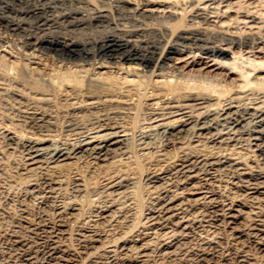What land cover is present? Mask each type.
I'll return each instance as SVG.
<instances>
[{
  "label": "bare ground",
  "instance_id": "obj_1",
  "mask_svg": "<svg viewBox=\"0 0 264 264\" xmlns=\"http://www.w3.org/2000/svg\"><path fill=\"white\" fill-rule=\"evenodd\" d=\"M255 1L238 0L236 9L254 23L263 9ZM223 3L233 11L234 0H0V77L22 86L10 94L24 105L20 121L32 130L24 135L8 126L2 137L24 157L21 174L47 170L26 188L43 193L41 206L63 185L48 170L85 162L95 174L135 153L179 154L173 164L145 171L141 181L158 188L157 196L131 238L119 235L111 250L97 246L105 234L91 216L77 226L75 247L66 246L64 227L79 202L62 199L53 217L30 218L23 210L28 236L4 235L17 250L13 264H264V75L230 83L231 72L223 73L232 47L240 51L236 59L246 49L254 58L264 53V27H218L210 14ZM139 105L149 112L135 123ZM59 119L73 142L52 139ZM123 172L102 177L107 183L98 191L106 199L93 216L100 222L114 198L137 185ZM81 182L70 188L75 198L88 192ZM224 185L241 192L225 196ZM186 218L190 225L182 228ZM201 229L214 236L222 230L226 251ZM152 235L154 247L152 238L143 243Z\"/></svg>",
  "mask_w": 264,
  "mask_h": 264
},
{
  "label": "rangeland",
  "instance_id": "obj_2",
  "mask_svg": "<svg viewBox=\"0 0 264 264\" xmlns=\"http://www.w3.org/2000/svg\"><path fill=\"white\" fill-rule=\"evenodd\" d=\"M234 1L235 4H234V8L232 9L233 11H229L230 9L229 7L226 6V3H223L219 7V9L222 10L221 12L210 14L211 20H213L215 24L218 25V27L225 28L227 27V25L238 26L239 29H241V31L243 32H249L252 30L257 31L258 29L260 28L262 29V27H264L263 0L255 1L254 3L251 4L252 6H257L258 4H261L259 5L258 8H263L260 11L262 15L261 14L259 15L260 17L259 19H257L256 23L251 22L252 19L248 18L246 15L239 14V11H237L236 9H237V5H239L240 2H238V0H234ZM208 4L209 3H206V5ZM216 5L217 4H212L211 7H214ZM177 10L180 11L181 9H177ZM236 20L239 21L236 22ZM248 50L249 49H246L243 52L242 59H236V57L239 56L240 54V51L237 47L234 48L232 47V52L227 53L226 59H224V61L228 63L229 69L223 71V73L226 72L227 74H229L231 72L229 79L230 83H244L249 79L254 78L258 74L264 75V53H261L259 57L254 58L253 56L247 53ZM41 58L43 62L44 61L50 62V60L47 59L48 57L46 58V56H41ZM212 63L213 61L210 62V64ZM255 65L257 66L256 68L254 67ZM259 69L261 71H259ZM9 82L10 81H8V79L3 78L2 76L0 77V134H1L0 135V261L3 264H13L12 262L15 259L14 254L17 252L15 248L11 246L7 247V244L4 242L6 241L4 240L5 234L11 233V231L12 233H17L26 236L30 234L26 232V230L20 227L21 224L19 220L23 216L24 209L28 211L27 213L29 214L30 218L33 217L35 218L36 216H38V214L45 215L46 217L49 216L53 217L54 216L53 206L57 203L61 204L60 202L63 200L70 201L73 199L74 200L77 199V201L79 202V205H77L79 210L75 212L76 216L74 217L70 216L69 219L67 220L68 222L67 225L64 227L67 228V234H65V238L63 239L62 243L65 244L66 246L69 245V247H75L74 245L77 244L76 242L77 238L80 237V235H78L77 226L81 224L82 220L86 219V221H88L87 219L91 218V216L92 218L89 219V221L91 220L90 224H94L96 228H98L100 231H102L103 234H105L101 238V242L96 244L97 246H102L103 244L104 245L106 244L108 245L107 248L111 250L114 248V246H111L112 243L116 241L114 238L118 237L119 235L121 236L126 235L128 236V238H131L132 237L131 234L135 235L138 227L141 224H143L142 221L147 220L144 218L145 215L147 214V209L153 205L154 198L157 196L158 188L155 187L152 188L149 186L147 187L141 181L145 174V171L146 170L148 171L151 168H160L164 166H169L171 165L169 163L173 164L174 161L178 158L179 154H177V152L174 153L173 151H171L163 155L164 157L163 156L159 157V155H155V154H147L145 156H141V155H136L135 153L129 161L124 160L121 163L122 165L121 164L119 166L116 165L115 168H113L112 170L109 169L107 171H104L106 169V167H104L102 169H99L95 174L91 173L90 171L91 167L85 162H79L77 164H74L70 168L64 171H60V173L59 171L55 172V170L53 171L48 170L50 174L52 172V174L55 173L56 175H58L59 178L63 180V185L59 187L57 191L54 192V194H51L52 197H49V199H47L48 203L46 206H41V204L39 203L43 199L42 198L43 193L39 192L35 194L32 192H28L26 188L30 179L38 178L44 172L47 173V170L43 168L37 169V171H35L34 174H31L32 176L21 174L22 172L21 168L23 165L24 157L22 156L21 152L18 149L14 150L9 148L5 142L6 138L2 137V135L4 134L3 133L4 128H7L8 126L14 127V129L17 130L19 134L22 133L24 135L27 134L29 135L31 134L32 131L28 126H26L25 122L20 121V116H19L21 114L20 110H23L22 108L25 109L24 105L20 101H18L17 98H14L13 94H10L13 93V90L16 89L17 86H18L17 89L22 88V86L20 84L15 86L16 84L13 85L12 83ZM8 83L10 85H8ZM7 87L8 88L10 87V89H8ZM11 95H13V97ZM140 106L141 105H139L138 108L136 107V109L133 110L132 113L133 115H131L135 123L136 122L139 123L142 120L146 121L144 117L146 118L147 117L146 114H148L149 112L148 107L144 105H142L141 107ZM62 122L63 121H60V119L56 120V125L52 127V131L54 132L51 131V137H53L52 139L54 141L57 140L56 142L58 141L73 142L75 137L73 136L72 133L69 132L68 128L66 129L65 127L66 124ZM242 158H245L248 161H250L251 159H253V156L244 155ZM38 165L39 164H37L36 166ZM72 167L74 168L72 169ZM91 170H94V168H92ZM18 171L21 172L19 173ZM114 171L115 172L120 171V173L121 171L122 172L125 171L122 174L134 178L137 181V185L135 188L133 187L130 188L128 193H126L123 197H115L114 199L116 202L114 201V204L116 206H114L113 209L118 207L117 210L119 211V213H117L118 211L112 212L113 211L112 209V211H109V213H107V215H110V217H108L105 221L100 222L98 217L93 218V216L95 209L101 207V205L104 204L103 203L104 199H106L105 192L103 193L99 192L101 191L100 186L104 183L105 184L107 183L106 181H103L104 178L102 177L106 174L113 173ZM79 177H81L85 181L83 182L81 179H79ZM73 181H77V183H80L82 181L81 183H85L86 185H88L87 186L88 192L84 194V196H79L76 198L73 197L70 190ZM221 191L222 194L225 196H233L241 192V191L238 192L237 189H234L229 185L225 186L224 188H221ZM39 205L41 208H39ZM248 211L249 209L246 208V213H244L243 216L240 218V221H243V223H247L249 219V215H247L249 213ZM195 217L199 218L200 217L199 213ZM115 220H119V223L118 225H116V227L115 225L113 226V223L116 224ZM95 221H97L99 224H97V222ZM182 223H183L182 228L186 225H190V222L188 221L187 218L182 220ZM18 224L19 226H17ZM199 233L202 234L204 237L213 239L215 242H218L221 239V242L219 241V243L217 244V248L221 252L226 251V244L228 241L225 236V233H222V230H219V232H217V235L215 236L211 232H207L206 230H202V229L199 231ZM153 237L154 236L152 235L146 238V240H143V243L144 242L147 243V240L149 241V239L152 238V240L150 241V245L151 247H154L157 243L156 242L157 239ZM182 246H183L182 248H184L187 245H182ZM86 262L87 261H83L81 262V264H85Z\"/></svg>",
  "mask_w": 264,
  "mask_h": 264
}]
</instances>
